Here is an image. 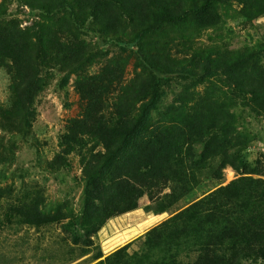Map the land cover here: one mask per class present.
I'll return each mask as SVG.
<instances>
[{
	"label": "rangeland",
	"instance_id": "obj_1",
	"mask_svg": "<svg viewBox=\"0 0 264 264\" xmlns=\"http://www.w3.org/2000/svg\"><path fill=\"white\" fill-rule=\"evenodd\" d=\"M168 1L173 15L184 19H161L144 34L134 25L133 14L119 9L113 8L108 17L120 25L103 34L88 27L93 19L86 20L88 28L80 25L77 30L69 27L67 12L57 13L54 28L61 29L62 40L75 45L77 60L67 69L48 61L35 66L31 96L19 70L26 69L24 62L32 57L24 51L14 60L17 51L0 55V264H101L126 245L129 254L139 251L149 230L239 176L232 166L224 169L222 180L213 176L222 148L236 161L239 174L264 179V111L238 89L233 76L241 59L249 66L248 79L253 62L264 68V53H259L264 47V13L249 18L236 2L216 4L214 27L202 28L186 12L187 1ZM0 13L4 34L5 23H11V30L25 29L36 19L19 0H0ZM139 45L173 67L156 91L154 76L137 55ZM35 59L40 64L42 57ZM154 91L143 123L147 131L161 121L168 129H192L185 154L192 152L197 160L213 151L218 154L187 170L182 183L156 185L139 200V208L96 228L92 204L86 201L87 187H93L88 176L96 173L97 182L106 178L97 166L106 139L124 124L141 128V107ZM220 116L227 122H216ZM226 131L229 141L224 139ZM119 169L115 176L123 173ZM175 192L181 198L173 204ZM93 204L94 211L101 207L99 200ZM58 214L63 218L56 223L35 221ZM242 264L264 262L250 259Z\"/></svg>",
	"mask_w": 264,
	"mask_h": 264
},
{
	"label": "trees",
	"instance_id": "obj_2",
	"mask_svg": "<svg viewBox=\"0 0 264 264\" xmlns=\"http://www.w3.org/2000/svg\"><path fill=\"white\" fill-rule=\"evenodd\" d=\"M19 1L30 7L36 19L31 27L25 29L16 26L11 30V23H5L3 29L6 30V34L0 31V55H9L17 51V55L11 56L14 60L19 52L24 51L27 58L32 57L33 60L26 59L24 62L28 67L19 70V79L24 83L28 96H31L34 81L36 82L33 77L35 66H43L44 62L48 61L67 69L77 60L78 52L75 45L70 41L62 40L59 35L61 29L54 28L58 26L52 23L53 17L59 12L69 14V27L78 30L81 25L82 29L89 27L101 34L107 29L116 30L120 25L119 21L111 16L108 17L113 8L114 11L119 9L129 16L133 14L132 18L137 20L134 25L139 24L138 30L143 34L151 32L161 19L174 20V17L179 20L184 19V16L173 15V7L168 0H143L141 3L132 0ZM185 1L188 5L186 12L192 13L195 24L202 28L214 27L215 19L218 17L216 4L225 6L236 2L242 5L244 14L249 18L264 13V0ZM248 8L250 9L246 10ZM35 11L41 13L36 14ZM88 19H93L94 22L86 27ZM26 41L28 45H22ZM260 48L259 53H264V47L260 46ZM248 54L250 55V52ZM137 55L143 68L154 76L156 91L160 80L173 74V67L158 56L154 57L144 52V49L141 50V45ZM35 56L42 57L40 64ZM242 56L244 55L240 57ZM240 62L237 73H233V76H236L235 82L240 83L238 89L250 94L255 108L264 111V68L258 65L259 61L253 62L250 76L252 79H248L246 75L249 66L245 59H241ZM155 91L152 93L151 101L141 107L139 118L141 128L135 124L132 126L124 124L116 128L115 132L106 139V151L102 153L97 164L98 171L106 178L97 182L96 173L88 176L93 181V187L88 185L87 189L90 190L87 192L86 201L92 204L90 215L94 219L96 228L103 226L115 216L139 208V200L156 185L165 183L169 186V182L173 180L178 184L182 183L187 170L200 168L201 160L210 158L211 154H218L217 151H213L208 157L204 154L201 160L195 159L192 152L185 154L183 149L188 142L191 143L186 136H193L192 129L187 131L168 129L161 121L162 124L147 131L143 123L148 117L145 115L151 112L150 104L156 98ZM216 120V122L218 120L227 122V117L220 116ZM229 136L228 131L224 132L226 141L231 140ZM189 149L191 151V147ZM221 155L220 167L213 176L222 180L224 169L232 166L239 175L237 178L149 230L144 236L143 247L139 251L129 254L127 251L129 245H126L106 257L102 263L242 264L244 260L250 259L264 262V179L239 174L242 172L239 171L236 161L227 153V149L222 148ZM119 167L123 169V173L115 176L114 173L120 171ZM180 198V193H173V204ZM95 200L101 203L97 211L93 209ZM86 212L88 213V209ZM62 218V215L58 214L45 218L38 217L35 221L38 224H50L59 222ZM185 257L188 258L187 262L182 261Z\"/></svg>",
	"mask_w": 264,
	"mask_h": 264
}]
</instances>
